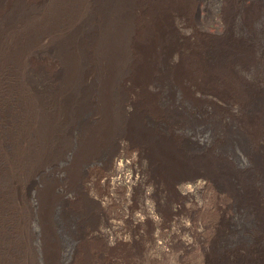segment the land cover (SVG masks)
<instances>
[{
    "label": "bare ground",
    "instance_id": "obj_1",
    "mask_svg": "<svg viewBox=\"0 0 264 264\" xmlns=\"http://www.w3.org/2000/svg\"><path fill=\"white\" fill-rule=\"evenodd\" d=\"M215 1L216 13L210 11L211 0H0V264H35L37 256L42 264H64L54 206L78 201L87 169L113 159V150L124 143L137 146L147 163L142 176L131 171L126 188L148 183L160 200L159 214L165 196L192 198L209 182L221 195L227 194L223 181L227 188L238 186L242 199L245 191L247 213L257 215V259L226 264H264V81L258 79L264 69V32L244 38L237 29L238 22H259L262 0H255L257 10L247 0ZM247 69L252 78L243 82ZM209 114L240 131L232 137L250 152L249 173L231 170L228 176L232 159L210 165L206 153L189 149L196 141L183 134L194 132L196 122ZM161 131L168 132L167 143H157L163 140ZM69 137L77 148L68 171L72 182L57 185L55 175L62 169L54 161L62 159ZM171 137L178 144L169 150ZM160 143L165 157L157 152ZM133 161L113 160V170L132 169ZM197 165L209 172L186 182L177 176ZM46 173L49 182L43 180ZM142 196L146 208L152 192ZM85 201L73 209L76 225H61L77 241L84 238V223L92 221ZM221 201L215 206L223 215ZM140 226L137 220L129 228L118 225L116 231L127 237L109 240L105 249L121 246L120 255L131 253L134 264H140L143 251L163 253L166 241H147ZM182 229L171 233L182 249L204 245L197 233L193 241L182 240ZM37 241L43 254L35 249Z\"/></svg>",
    "mask_w": 264,
    "mask_h": 264
},
{
    "label": "rangeland",
    "instance_id": "obj_2",
    "mask_svg": "<svg viewBox=\"0 0 264 264\" xmlns=\"http://www.w3.org/2000/svg\"><path fill=\"white\" fill-rule=\"evenodd\" d=\"M213 1L215 0H211L210 2V11L211 13H216L217 2L215 1L213 5ZM247 3L249 7L253 5L252 8H254V10H257L255 0H247ZM244 6L239 5V7H237L246 9V7ZM259 11V22L251 23V25L245 24V22H238V33L241 34L242 37L245 38V36L249 37L250 35L256 36L258 33V29H261L260 33L264 32V0H262V7H260L259 5ZM263 53L264 49L261 54ZM263 72L264 69L259 73L258 79L264 81ZM241 75L243 77V82H250L252 78V71L247 69V71L243 72ZM232 105L236 107V105ZM233 106L230 108L231 110L229 109L232 113H234L236 110ZM209 115L210 116L205 117L206 119H203V126L201 121H198L196 122L194 132L186 131L183 134L184 137L186 136L192 142L193 140L196 141V146H190L189 149L193 148V150H195L197 154L203 153L202 156H204V153H206L205 156L208 157V162L210 165H214L216 160L218 159H221L222 162L227 161L228 158L232 159L233 161H231V163L233 164V166L231 165L230 161L229 163H227L229 165L226 168V174L228 176L233 175V172H235L234 174L249 173L251 167L249 165L247 155L250 152L247 148L245 149V146L243 144L238 147L237 141L232 137L236 134H239L240 131L235 129L237 128L236 126H222L221 122L216 121L213 117H211V114ZM217 128H219L220 130H217ZM227 130H231V133L230 131L227 132ZM152 133L153 131H150V135ZM167 133V131H161V137L163 140H157V143H167L168 140L165 139L168 136ZM177 133L179 134L178 130L175 133L176 135H174V138H178ZM174 138H169V142L170 144H172L169 150H171L178 144L176 143ZM248 141H250L249 138ZM75 142L76 139L74 137H71L69 139L68 149H66L65 151L66 155L64 152V155L59 156L60 158H62L61 160L58 158L54 161V163L57 164L55 165L56 167H58L57 170L59 171L60 169H62L58 172L57 176L55 175V177H59H54L56 179L54 180L57 185L67 184L69 186L72 182L71 175L69 174L70 172L68 173V171H72L71 169L75 162L74 159L77 155ZM161 143L158 147L159 150H157V152L165 157V149H160ZM223 143H226V147L230 148L220 149L219 146ZM75 149L76 151H73ZM140 151L141 150L137 146L127 145L126 143L122 144L118 147V149L113 150V159L108 161L105 160V158L101 159L99 160L100 162H96L93 166L87 169L86 177L81 183L82 186L80 185V194L78 196V201H76V199L74 198H70L67 206H54L55 214L54 216H52V220H54V229L59 233L58 236L61 239L60 241L57 237L62 245L61 256L62 262L64 264H134L135 258L131 253L121 252L124 254V257L120 255V251L122 249L121 246H119V248H116L114 250L115 252L112 251L113 253L105 249V245L109 240L127 237L125 234L116 231V227L119 225L124 229L129 228V224H132L134 220L140 222L141 226L139 230L143 232V237L147 239V241L153 239L156 244H159L160 242L161 244H163L166 241L164 245H166L165 248H167H164L163 253H157L156 251H153V253H147L142 249L143 253L141 254L143 256H141V258L138 260L140 261V264H144L147 261H159V263L161 264H188V262L202 264L205 262V260L212 261L217 264L249 263L256 261L257 254L255 247L258 246V221L257 215H254V213H247V198L245 191L242 199L240 193L238 192V186L233 189L227 188L226 184L228 182L223 181L222 184L227 191V194L222 193L221 195L217 192L214 184L209 182L210 184L208 183L209 185L208 187H206V189H204L199 194L197 193L192 198H183V200L178 201L176 199V195L170 196L169 198L165 196V201H163L162 206L163 213L161 212L162 214H159L157 203H159L160 200L158 199V197L155 198L156 192L153 191V188L150 185H147L148 183L145 186L143 185V187L142 184H136L130 189L126 188V181H128V178L132 175L131 171L137 172L138 177H140L143 175L147 167L146 160L142 159L139 154ZM162 151L164 152L162 153ZM220 152H225V155L222 156L221 154H219ZM189 153V151L186 152V154ZM68 155H70L71 157H69ZM225 157L228 158L226 159ZM129 158L130 160L132 158L135 160L133 161L134 167L132 169L125 168L122 173L119 174L113 170V160L121 161ZM68 165L69 167H67ZM62 166L63 168H60ZM64 169L67 171H65ZM205 172H209L208 168L197 165L196 167L192 166L184 168L177 173V176L180 173V176L178 177L182 178V180L186 182L188 181L187 179L191 176L195 174H205ZM46 174L42 176L43 180L45 182H49L50 175L49 173ZM145 191L152 192V196L147 200L148 202H146V208H144V206L142 205L141 199L143 198L142 195ZM84 196L87 198V200H89L88 202H85L89 204L92 211V221L91 223H84V238L83 240L79 238L77 241V238H75L74 234H72L71 231H67L66 229H64L61 225H68L71 227H74V224L76 225L78 219L76 221V216L73 213V209L79 208V205L81 204L80 200L83 201L85 199ZM219 200H222L221 202H223L226 207L223 215L218 212L215 206L219 202ZM50 209H52V207ZM70 210L71 212L68 213ZM173 213H175V215ZM156 221L159 224L156 223ZM203 225L205 226V228ZM179 226L184 228L182 229V233L180 236L182 240L193 241L194 235L197 233L200 236L202 235V241L204 242V245L198 247V245L193 244V246L187 251L182 249L183 247L181 248L180 244H177V242L171 238V233H173L174 230L177 231V228ZM125 232H128V230H126ZM173 241L175 242L173 243ZM35 249L37 253L40 250L43 254L42 241H37L35 243ZM42 263L43 261H41L37 256L35 264Z\"/></svg>",
    "mask_w": 264,
    "mask_h": 264
}]
</instances>
